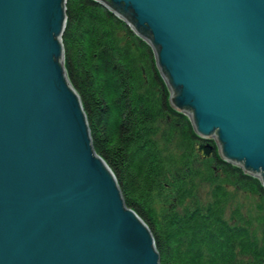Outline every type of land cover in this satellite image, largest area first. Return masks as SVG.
<instances>
[{"label":"water","instance_id":"95a60500","mask_svg":"<svg viewBox=\"0 0 264 264\" xmlns=\"http://www.w3.org/2000/svg\"><path fill=\"white\" fill-rule=\"evenodd\" d=\"M67 0H0V264H160L65 67ZM153 50L170 104L264 187V0H94Z\"/></svg>","mask_w":264,"mask_h":264},{"label":"trees","instance_id":"16d2710c","mask_svg":"<svg viewBox=\"0 0 264 264\" xmlns=\"http://www.w3.org/2000/svg\"><path fill=\"white\" fill-rule=\"evenodd\" d=\"M66 17L64 67L93 148L160 264H264L261 182L172 108L153 50L124 21L94 0H67Z\"/></svg>","mask_w":264,"mask_h":264},{"label":"rangeland","instance_id":"374dc122","mask_svg":"<svg viewBox=\"0 0 264 264\" xmlns=\"http://www.w3.org/2000/svg\"><path fill=\"white\" fill-rule=\"evenodd\" d=\"M172 106V105H171ZM172 108L173 109H175L173 106H172ZM176 110V109H175ZM211 138V140H213L214 139V137H210ZM214 141V140H213ZM245 197H243L242 199H241V202L245 205L246 204V200L244 199ZM248 203V202H247Z\"/></svg>","mask_w":264,"mask_h":264}]
</instances>
